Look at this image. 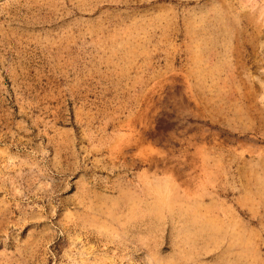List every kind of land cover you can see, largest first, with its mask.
<instances>
[{
    "label": "rangeland",
    "instance_id": "obj_1",
    "mask_svg": "<svg viewBox=\"0 0 264 264\" xmlns=\"http://www.w3.org/2000/svg\"><path fill=\"white\" fill-rule=\"evenodd\" d=\"M0 264H264V0H0Z\"/></svg>",
    "mask_w": 264,
    "mask_h": 264
}]
</instances>
